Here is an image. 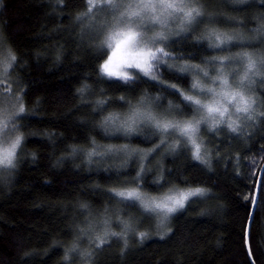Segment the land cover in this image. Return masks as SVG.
Wrapping results in <instances>:
<instances>
[{
    "label": "trees",
    "instance_id": "1",
    "mask_svg": "<svg viewBox=\"0 0 264 264\" xmlns=\"http://www.w3.org/2000/svg\"><path fill=\"white\" fill-rule=\"evenodd\" d=\"M197 1L208 5V0ZM216 1L221 19L213 28L242 36L240 43L219 52L221 57L246 53L256 62L263 60L264 0ZM87 11L88 0H0V40L18 61L9 82L25 108L16 120L23 136L17 167L0 173V264H250L245 230L264 164V116L239 134L224 128L203 131L210 167L195 161L185 146L165 158L161 150L151 152L160 140L150 126L129 139L118 133L109 136L103 120L121 115L143 97L157 103L152 106L158 110L168 102L176 111H187L166 112L173 119L190 115L193 108L181 95L190 92V75L165 66L177 61L202 67L213 56L196 41L198 35L190 33L169 42L170 56L160 69H152L155 80L138 69H130L134 77L127 82L102 76L99 67L107 52L99 27L85 20ZM2 85L1 91L8 88ZM254 93L264 113V83ZM123 146L144 154L140 161L126 157L121 167H113V159L116 163L119 157L116 149ZM93 149L100 155L90 159ZM138 170L139 188L148 195L196 187L207 194L191 198L172 216L170 231L152 238L148 214L111 200L114 190L134 187ZM261 182L249 233L255 264H264ZM114 207L121 221L148 238L137 241L130 236L127 246L111 240L95 250L82 239L89 238L91 224L109 218L118 232ZM73 248L89 258L83 263L75 260Z\"/></svg>",
    "mask_w": 264,
    "mask_h": 264
},
{
    "label": "snow or ice",
    "instance_id": "2",
    "mask_svg": "<svg viewBox=\"0 0 264 264\" xmlns=\"http://www.w3.org/2000/svg\"><path fill=\"white\" fill-rule=\"evenodd\" d=\"M62 3L63 0H58ZM89 8L86 16H90L94 11H103L107 8H117L119 5L116 0H104V6L102 7L97 3V0H88ZM130 9L127 13H121V16L138 17L140 23H143L144 19L157 22L160 24H166L167 19L173 16L175 13H183V18L190 23L196 20V17H200L203 13L196 7H189L184 3V0H139L134 8L132 5H128ZM145 15L142 16L141 14ZM198 23H203L199 21ZM160 39H167L162 32L156 34ZM142 33L135 30L131 21H126L123 27H116L107 31L105 39L103 41L109 48H113L111 55L107 56V59L99 67V73L106 77H118L121 80L127 82L132 80V76L128 71H122V68L138 69L144 74V76H151L153 80L157 77L153 74V64L151 61H161L168 53L164 48H156L153 51L142 40ZM208 38L213 40L212 44L215 48H220L221 45L232 41L234 37L227 34L212 31L209 33ZM155 39V38H153ZM161 55L158 56L157 54ZM106 53H102L105 55ZM221 59H228L223 57ZM17 56L10 47H7L2 40H0V83L7 81L11 77V70L17 66ZM171 67V66H169ZM198 67V66H192ZM256 61L248 56L247 71L244 76L241 77V84L244 80L248 79V73L252 72L254 75H258L255 72ZM181 72L188 71V66L179 69ZM203 71L205 77L209 74L207 71ZM214 81H219V91L215 88H207L208 92L213 93V99L209 103H202L201 99L195 95H182L185 102H190L194 106L193 116L182 121L171 120H158L152 116L151 113H142L139 109H134L132 116L125 120L117 131L123 130L126 133H130L136 130L135 125L138 121L150 120L154 122V126L160 132L168 133L170 129H174L185 137L187 143L192 146V158L199 161L205 166L211 165V161L207 158V154L202 152V142H197L196 133L200 131V125L206 121H211L210 127L214 131L216 126L225 123V116L228 115L227 127L233 132L238 131L237 122L231 119L233 115L230 112L229 106L231 105L235 113H244L245 119H252L251 109L256 101L251 96H246L239 88L233 89L229 84L228 78L222 73L212 78ZM168 87L173 88L177 92L180 90L175 84H170ZM193 89H203V85L200 81H196L191 85ZM81 92L84 89L80 90ZM123 99V98H122ZM99 103H106L100 101ZM200 117L196 118V113H200ZM25 114V108L23 106L22 98L17 96L9 85L7 89L0 91V173L10 172L17 167V151L21 148L23 136L18 134L16 127V120L21 115ZM178 114H182V110H178ZM264 116V113H261ZM116 117L106 118V122H115ZM93 143H95L93 141ZM163 143V142H162ZM159 147V145L157 146ZM76 149H73L75 152ZM152 151H155L153 149ZM100 155L98 151L93 149L88 153L89 158L92 156ZM132 183H136L135 180ZM261 189L264 190V181L261 182ZM115 196L122 198L125 201H138L139 205L146 213H155L160 218L158 227H163L171 214H174L180 209L185 207V203L190 201V198L202 197L207 194V190L201 187L187 188V189H170L169 192L156 197L146 196L139 188V185L135 187H126L121 190H114ZM125 230L130 229V225L127 222L121 221ZM105 225H108V221H105ZM170 231V229H169ZM167 233H160L161 238ZM123 233L105 231L103 235H97L96 240L98 243L96 247L99 248L107 242L108 236H122ZM139 237L141 240L147 239L148 234L140 232ZM125 246L127 241L125 240ZM73 251L75 248L72 249ZM67 259V255L65 256Z\"/></svg>",
    "mask_w": 264,
    "mask_h": 264
},
{
    "label": "rangeland",
    "instance_id": "3",
    "mask_svg": "<svg viewBox=\"0 0 264 264\" xmlns=\"http://www.w3.org/2000/svg\"><path fill=\"white\" fill-rule=\"evenodd\" d=\"M97 3L100 4L102 7L104 6V0H97ZM116 3L119 5V7L117 8H107L105 7L103 11H94L93 14H91L90 16H86L85 20H88L90 23H96V26L99 27L98 32H99V40L101 43V46H103V48L105 49V51L107 52L106 54V58L108 55H111V52L113 51V48H109L106 44L103 43L105 36L107 34L108 30H111L113 28L116 27H123L124 23L126 21H131L133 27L135 28V30L139 31L142 33V40L144 43H146L148 45L149 48H151L153 51H155L156 48H164L165 52L168 53L167 56L164 57V59L168 56H170L169 54V42L179 38L183 35H187V34H197L198 40L196 41H202L205 45L206 48H208V50L211 52L212 54V58L208 59L205 63L204 66L202 67H192L191 63H187V62H175V61H170L167 66H165V68H167V70H175L178 72L180 68L188 66V71H186L187 74L190 75L191 77V85L193 83H195L196 81H200V83L204 86L203 89H193L190 86L189 89V93L185 94V95H195L197 96V98L201 99L202 103H209L212 101L213 97V93L208 92L207 88L211 87V88H215L217 89V91H219V81H214L212 78L216 77L219 74H223L225 75L228 80H229V84L231 85V87L233 89L239 88L241 91L244 92V94L246 96H251L256 103L252 106L251 111V115H252V119H245V115L244 113H235L234 108L231 105L229 106L230 112L233 113V115L231 116L232 120H235L237 122V127H238V131L240 130H245L247 126H250L251 123L254 121L255 118H259L261 116V113L259 111V102L258 99L255 95V91L256 88L258 86V84H262L264 83V59L256 62V69L254 70L255 72H258V75H254L252 72L248 73V79L243 81V84H241V77L244 76L245 72L247 71V61H248V56H251L253 60H255L253 55L250 54H246V53H239V54H235L233 57L228 58V59H221L225 56H222L219 54V52H221L222 50L229 48L231 46H234L238 43H240V39H242V36L239 35V33H235V34H231L228 36H232L234 37V39L232 41L227 42L224 45H221L220 48H215L212 46V44L214 43L213 40H210L208 38L209 33L212 32L213 30L216 32L217 29L213 28V24L214 22L218 21L221 19V17L219 16L218 12H216V6H217V1L215 2V0H208V5L207 6H203L201 5L197 0H184V3L187 4L189 7H196L198 8L203 15L200 17H196V20L192 21L191 23L187 20H185L183 18V13H175L173 16L169 17L167 19L166 24H160L157 22H153L150 21L149 19H144L143 23H140V18L138 17H128V16H121V13H127L130 9L128 8V5H132L133 8L134 6L139 3V0H116ZM88 8H89V4H88ZM88 13V11H87ZM142 16H144L145 14L142 13ZM199 21H203V23H198ZM97 29V28H96ZM197 31H199L200 33H197ZM162 32L164 34V36L167 37V39H160L159 37H157V33ZM219 33H223V32H219ZM226 34V33H223ZM256 35V34H254ZM155 38V39H153ZM158 56H160L161 54L158 53ZM164 59L161 61H151V63L153 64V67L155 69H160V65L164 62ZM104 63V62H103ZM171 66V67H169ZM201 69H203L204 71L208 72V76L205 77L203 74V71H201ZM122 71H128L129 74L133 76V72L130 69L127 68H122ZM139 71V70H138ZM2 84H4L5 86H9L10 82L9 80L4 81L3 83H0V88H2ZM1 91V90H0ZM183 100V98H182ZM185 102V101H184ZM187 105L190 106V108L193 109H189L190 111V115L185 116L184 118H171L170 114L166 113V112H177L175 109V107H173L172 105H170L168 102L166 103V105H164L162 107L161 110H158L160 108H156L154 106H158L157 103H153L151 104V101L145 97L140 98L139 100H137L134 103H130L128 105V109L124 112L121 113V115H114L113 117H116V121L115 122H106V119L103 120V124L105 126L106 129H109V136H111L112 134H116L118 133V136H121V139H129L130 135H137L139 132L138 130L140 128H144V126H150L152 128V130L156 133V135L158 136L160 142L157 144V146L159 145V147L154 148L155 150H161L159 154L162 155L163 158L173 154H176L179 150H182L183 147L185 146V148L187 150H189L190 155L192 154V146L190 144L187 143V140L185 137L180 136V134L178 132H176L174 129H170L168 133H163L160 132L158 129L155 128L154 126V122L150 121V120H142V121H138L137 125H135L136 130L130 133H126L123 130L117 131V129L120 127V125L125 121L128 120L129 117L132 116L133 110L134 109H139L142 113H151L152 116L156 117V119L158 120H171V121H182L184 119H188L191 118L193 116L194 112V108L198 107V106H194L192 105L190 102H185ZM154 105V106H152ZM186 106V105H185ZM184 111V109H181ZM154 112V113H153ZM155 112H164V113H160V115L157 116V114ZM187 112V111H184ZM202 114V112L200 113H196V118L198 119L200 117V115ZM187 115V114H185ZM225 123L219 124L216 126V129H226L230 132H233L230 128L227 127V122H228V115L226 114L225 118ZM144 123V125H143ZM211 121H206L204 123H202L200 125V131L196 133V139L197 142H202L203 148H202V152L207 154V158L210 159V154L209 151L207 150V148H205V142L202 139V132L203 131H211L213 132V130L210 127ZM141 126V127H140ZM237 132V134H239ZM234 132V133H236ZM112 133V134H111ZM113 136V135H112ZM171 137L174 138L173 140H176V143H172L171 142ZM172 140V141H173ZM163 142V143H162ZM174 142V141H173ZM179 147H176V145ZM172 147V150H171ZM119 152V157H118V162H114V159L112 161V166L114 167V165L121 167L122 163L125 162L123 160H126L125 158H132V159H137L138 161L141 160V157L143 156V152L137 151V150H126L125 146L123 147H118V149H116ZM178 150V151H177ZM112 151H109V154H115V153H111ZM153 152V151H151ZM150 152V153H151ZM115 154V155H116ZM114 155V156H115ZM112 158V157H111ZM197 161V160H195ZM199 162V161H198ZM157 165V164H156ZM204 165V164H203ZM121 170V169H118ZM142 172V171H141ZM141 172H139L138 170V174H136L137 176L135 177L136 179V184L134 185L137 186L138 182V177L141 175ZM133 187V186H132ZM146 196L151 197L152 195H148L147 193H144ZM161 196V195H160ZM113 197V196H112ZM111 200L113 202V204H115V202H121L123 205V207L126 208H130L133 209L135 208L136 211H138V213L140 215L143 216H150L148 218H150L149 220L152 221V228H153V234L151 235L152 238H161L160 233L164 232L167 233L168 232V225L170 223V220L172 218V216L174 214H176L177 212H179L180 210H178L177 212H175L174 214H171V216L169 217V219L166 221V224L163 227H158L159 225V217L157 216V214L155 213H146L142 207L139 205L138 201H125L122 200V198L118 197L120 200H118L116 198V196L113 197ZM159 197V196H156ZM191 199V198H190ZM117 202V203H118ZM186 204V203H185ZM112 211H114V219L115 221L113 222L117 229L118 232L117 233H123L122 236H108L107 242L111 241V240H115V241H119L122 243H125V240L127 241V239L130 236H134L136 237L137 241H141L140 237L137 235L139 234V231H136L134 229V227H130L129 230H125L123 228V225L121 224V219L119 217H117L116 215L118 214L115 210V207L112 208ZM148 214V215H147ZM111 218H109V227L105 225V221L103 220L101 223L99 222H95L93 224H91L90 227V232L87 233V235H89L88 237H85L82 240H86L89 243V246L91 245V243H98V241L96 240V236L97 235H103V233L107 230L109 232H116V230H113L110 226ZM112 223V224H113ZM168 227V228H167ZM164 237V236H163ZM85 242V241H84ZM106 242V243H107ZM92 246V245H91ZM73 255H75V260L78 259L79 262H85L88 258L90 254H86L85 252H82L80 250H74L73 251Z\"/></svg>",
    "mask_w": 264,
    "mask_h": 264
},
{
    "label": "water",
    "instance_id": "4",
    "mask_svg": "<svg viewBox=\"0 0 264 264\" xmlns=\"http://www.w3.org/2000/svg\"><path fill=\"white\" fill-rule=\"evenodd\" d=\"M263 171H264V164H263L261 171L259 173V176H258L257 185L255 188L254 200H253L252 208H251V211L249 214V219H248V222L246 225V230H245V247H246V252H247V256H248V259L250 261V264H255V263L253 262L250 247H249V233H250L251 223H252V220L254 217L255 208H256V205L258 202V194H259L260 182H261V177H262Z\"/></svg>",
    "mask_w": 264,
    "mask_h": 264
},
{
    "label": "bare ground",
    "instance_id": "5",
    "mask_svg": "<svg viewBox=\"0 0 264 264\" xmlns=\"http://www.w3.org/2000/svg\"><path fill=\"white\" fill-rule=\"evenodd\" d=\"M86 237H87V236H86ZM96 244H97L96 242H95V243H91L92 247H93L95 250H97V249H99V248L101 247V246H100L99 248H97V247H96Z\"/></svg>",
    "mask_w": 264,
    "mask_h": 264
}]
</instances>
